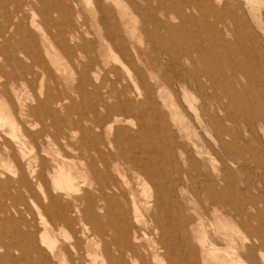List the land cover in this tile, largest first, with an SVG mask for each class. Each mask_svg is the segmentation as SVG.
<instances>
[{"label":"bare ground","instance_id":"obj_1","mask_svg":"<svg viewBox=\"0 0 264 264\" xmlns=\"http://www.w3.org/2000/svg\"><path fill=\"white\" fill-rule=\"evenodd\" d=\"M85 3L91 13L98 15L94 21L98 33L89 26V21L76 24V19L80 20L84 14L77 0H0V15L4 16L0 21V38L5 39L0 45V55L8 53L10 40L16 36L27 38L37 44L31 52L40 54L42 48L46 52L44 65L54 79L60 68L50 49L57 48L58 37L53 29L60 26L61 50L70 55V64L78 65L76 55L86 59L92 56L80 64L88 68L81 76L85 81L90 78L100 82L98 73L105 63L99 54L108 49L122 58L129 57L124 54L128 46L141 51L130 33L145 32L139 25L130 29L131 23L125 18H115L106 11V4L93 8L89 0ZM223 42L211 45L213 56L208 52L185 51L195 64L191 75L199 73L198 57L209 61V66L212 63L224 66L226 58L222 52L228 54L229 50L227 40ZM5 68L0 63V75L8 79V84H4L0 78V188L4 190L0 195V264H190L182 255L187 241L173 234L181 228L176 221L182 224L172 194L177 157L163 138L165 113L159 108L153 112L143 108L146 100H150L148 81L130 69L123 77L114 67L111 73L116 82L111 85L110 80L102 82L106 89L101 98L102 107L107 110L105 122L96 125L95 131L84 121L80 124L76 119L62 118L59 122L66 126L59 127L55 140L44 124L40 130H35L34 125L39 117L57 125L59 112L53 105L63 107L64 100L48 92L43 101L34 98V104L29 103L17 84L8 88L11 79L14 83L18 81ZM222 73L217 71L210 76L204 70L202 76L216 83L219 77L223 78ZM121 82L123 88L118 90ZM86 86L80 87L82 97ZM80 88H69L68 98L72 100V94ZM141 98L144 100L138 101ZM256 99L247 103L253 104ZM135 101L143 103L142 118L138 120L130 118L134 114L130 103ZM91 109L95 114L100 112L98 105L92 104ZM261 115L264 119V110ZM209 120L210 117L206 123L215 130ZM19 129L22 134L16 136ZM78 134L79 139H73ZM37 190L41 193L38 202ZM62 238L64 243L60 246Z\"/></svg>","mask_w":264,"mask_h":264},{"label":"rangeland","instance_id":"obj_2","mask_svg":"<svg viewBox=\"0 0 264 264\" xmlns=\"http://www.w3.org/2000/svg\"><path fill=\"white\" fill-rule=\"evenodd\" d=\"M77 1L84 14L80 20L76 19V24L89 21V26L98 33L94 26L98 15L91 13L85 0ZM224 1L89 0L93 8L106 4V11L115 18H125L131 23L130 29L139 25L145 32L144 35L138 30L130 33L141 51L128 46L124 54L129 57L122 58L115 50L108 49L99 54L105 63L103 71L98 73L100 82L90 78L85 81L81 76L88 68L80 64L92 56L86 59L76 55L78 65L70 64V55L61 50L60 26L53 29L58 37L57 48L50 49L60 68L54 79L44 65L47 55L41 42L38 47L43 51L34 53L30 50L37 45L35 42L16 36L10 40L8 53L0 55V63L6 67L5 72H12L18 81L14 83L11 79L8 88L17 84L29 103L34 104V98L43 101L48 92L64 100L63 107L53 105L59 112L57 125L44 117H39L34 125L35 130H40L44 124L55 140L59 137V127L66 126L63 120L72 118L80 124L84 121L95 131L96 125L105 122L107 110L103 109L101 98L106 89L102 82L104 79L110 80V85L116 82L111 73L114 67L123 77L129 69L144 77L151 90L150 100L145 99L143 108L147 112L159 108L165 113L163 138L177 157L172 194L182 224L176 221L181 228L175 229L173 234L188 243L185 252L182 251L184 259L190 264H264V119L260 118L264 110V0ZM0 16L3 21L4 16ZM72 29L74 27L70 32ZM222 37L227 40L229 50L228 54L222 52L226 58L224 66L222 63L209 66V61L198 57L199 73L191 75L195 64L185 51L208 52L213 56L211 45H223ZM3 40L0 38V45ZM204 70L210 76L223 72V78L210 83L202 76ZM0 78L1 83L8 84L7 78L1 75ZM251 82L252 87L248 86ZM84 84L87 91L82 97L80 87ZM69 88H80L72 94V100L67 96ZM116 88H123V83ZM255 98H258L255 103H247ZM92 104L98 105L99 114L92 111ZM130 104L134 110V117L130 118L141 119L143 103ZM209 117L215 130L206 123ZM30 120L33 123V117ZM21 134L20 129L15 133L16 136ZM79 135L73 139L78 140ZM3 191L0 188V195ZM36 193L38 202L41 193L38 190ZM62 243L63 238L58 244Z\"/></svg>","mask_w":264,"mask_h":264}]
</instances>
